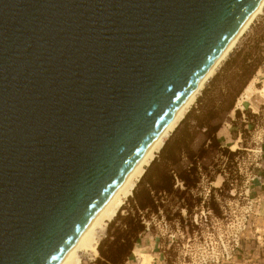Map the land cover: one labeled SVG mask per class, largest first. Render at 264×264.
Segmentation results:
<instances>
[{"label":"water","instance_id":"obj_1","mask_svg":"<svg viewBox=\"0 0 264 264\" xmlns=\"http://www.w3.org/2000/svg\"><path fill=\"white\" fill-rule=\"evenodd\" d=\"M263 0H0V264H60Z\"/></svg>","mask_w":264,"mask_h":264},{"label":"rangeland","instance_id":"obj_2","mask_svg":"<svg viewBox=\"0 0 264 264\" xmlns=\"http://www.w3.org/2000/svg\"><path fill=\"white\" fill-rule=\"evenodd\" d=\"M263 15L257 18L248 32L241 38L229 59L234 57L235 62L241 63L246 55L252 54L253 59L263 58L264 60V51L262 50L264 45H261L264 43L262 40L264 37ZM259 41L261 44L257 49L256 43ZM226 62L218 70L217 74L219 73L220 77L216 82L213 85L210 84L217 74L207 84L206 88L210 86V91L204 94L206 88L204 89L197 103L188 113L187 117L190 115L189 118L186 117V122L183 121L184 125L182 126V123L178 128L179 131L177 130L167 141L165 145L166 148L168 144L167 152L176 147L177 143L182 140L187 131L184 128L196 127L194 120L195 117L202 114V109L211 106L219 107L221 102L227 101L233 96L232 92L228 93V91H231L229 88L234 89L239 86L242 80L237 79L236 75H241L235 67H229L222 74L221 69ZM254 78L257 79L256 87L263 88L264 61ZM263 103L264 98L256 95L251 102L243 103L242 107H238L241 112L240 120L235 117V111L239 110L236 108L237 103L234 112L230 116H223L224 128L217 135V139L221 149L229 148L231 152L233 151L230 147L233 144L238 145L237 151H241V155L234 162L224 158L213 138L208 136V139H210L208 145L212 143L214 148L208 149V146L206 147L208 155L204 164L208 166L210 172L222 169L229 180L228 187L222 189L221 193H216L214 201L212 200L213 205L219 207L222 215L221 220L216 218L212 211L207 212L205 209L195 210L191 217L183 211L181 214L186 222L183 225L176 224L171 229L164 227L163 219L162 222H159L154 218L152 231L140 240V247L144 250L138 247L140 251L153 257L154 264H264V177H261L262 180L259 181L263 156L261 149L264 146ZM249 111L251 117H248L246 113ZM230 121L236 122L239 126L246 125L243 129L246 132L243 134L240 127L233 126ZM206 140L204 131L196 129L195 138L189 147L196 151ZM161 154L162 152L155 160V162H158L152 172L162 165L163 158ZM190 169V163L185 155L180 157L177 166L170 168V170L184 171L186 177L194 173ZM198 172L200 173L202 170H198ZM215 180L211 185L204 180L195 195L208 203L210 201V188L221 189L224 178L218 176ZM176 184V188L184 190L179 181ZM134 195L126 202L123 211L119 215L124 216L127 214L131 207L130 202L134 200ZM162 200L165 205H173L174 201L181 202L177 196H163ZM169 210L171 214L168 215L172 218L177 210L175 207ZM191 221L193 224H191ZM196 223L198 227H196ZM193 225L194 227H192ZM187 226L190 228L186 229ZM107 235L106 232L102 241L107 238ZM237 240L239 241L238 246L235 245ZM95 261H87L85 264H92ZM128 264H138L133 254Z\"/></svg>","mask_w":264,"mask_h":264},{"label":"trees","instance_id":"obj_3","mask_svg":"<svg viewBox=\"0 0 264 264\" xmlns=\"http://www.w3.org/2000/svg\"><path fill=\"white\" fill-rule=\"evenodd\" d=\"M262 40L264 41V37ZM260 44V41L256 43L257 49H259ZM233 58L234 57L230 58L221 69V73L223 74L229 67H235L241 75H236L237 79L242 80L239 86L234 89H231L232 87L229 88L231 91H228V93L232 92L233 96L229 100L221 102L219 107L211 106L210 108L202 109V114L200 113V116L195 117L194 121L196 122V127H191L190 129L183 127L187 131L183 135L182 140L177 143L176 147L170 149L168 152V144L166 148L164 147L161 154L163 158L162 165L152 172L153 168L157 165L158 161H156L146 172L139 187L134 191V200L130 202V209L126 215H119L116 220L110 224L107 231V238L103 240L99 246L100 257L92 264H127L132 257L136 244L140 242L143 236L148 235L152 231L154 227V218L159 222L163 219L170 229L176 224L183 225L186 222L181 214L183 211L186 212L187 216L191 217L195 210L205 209L207 212L212 211L216 218L221 220L222 215L219 211V207L213 205L212 200L214 201L216 193H221L222 189L228 187L229 180L225 171L222 169L210 172L208 171V166L204 164L208 155L206 147L208 146V149L214 148L212 143L208 145L210 141L208 136L213 138V141L218 145V149L228 161L234 162L236 158L241 155V151L231 152L229 148L221 149L217 135L224 128L223 116H230L234 112L237 100L248 86V83L256 76L258 69L264 61L263 58L253 59L252 54L246 55L241 63L235 62L236 60ZM219 77L220 74L218 73L210 84L213 85ZM209 88L210 86L205 89L204 94L210 91ZM246 113L248 117L252 116L250 111ZM235 117L237 120L241 119L240 110L235 111ZM230 122L233 126L240 127L243 134L246 132L243 131L246 125L239 126L236 122ZM196 129H202L207 140L198 150L194 151L189 146L195 138ZM243 146L246 148L245 145ZM183 155L186 156L190 163V171L194 172L189 177L184 176V171L170 170L171 167H175L179 164V159ZM198 170H202V172L199 173ZM218 176L224 178L222 188H210V201L208 203L195 195V192L199 190L204 180L211 185L216 181L215 179ZM177 181L183 185L184 190L176 188ZM163 196H177L181 202L177 203L174 201L173 205H165L162 200ZM173 207H175L177 211L172 215V218H170V215H168L171 214L169 209ZM148 224L149 231H147ZM191 224H193L192 221ZM192 227H194V225ZM196 227L198 226L196 225ZM189 228V226L186 227V229Z\"/></svg>","mask_w":264,"mask_h":264},{"label":"bare ground","instance_id":"obj_4","mask_svg":"<svg viewBox=\"0 0 264 264\" xmlns=\"http://www.w3.org/2000/svg\"><path fill=\"white\" fill-rule=\"evenodd\" d=\"M263 14L264 0L60 264H85L87 261H95L100 257L99 246L109 225L123 211L126 202L133 197L135 189L144 178L147 170L162 152L167 141L186 119L188 113L197 103L207 84L215 77L221 66L229 59L241 38L248 32L257 18ZM256 83L257 79L254 78L245 88L244 92L238 99L236 106L237 109H239L238 107H242L243 103L251 102L256 95L264 98V87L257 88ZM230 148L233 152H236L238 150V145L233 144ZM133 256L137 259L138 264H154L153 257L148 253L146 254L140 251L138 247L134 249Z\"/></svg>","mask_w":264,"mask_h":264},{"label":"crops","instance_id":"obj_5","mask_svg":"<svg viewBox=\"0 0 264 264\" xmlns=\"http://www.w3.org/2000/svg\"><path fill=\"white\" fill-rule=\"evenodd\" d=\"M261 45H264V43L261 44ZM262 50L264 51V49H262ZM253 58H254V57H253ZM263 104H264V103H263ZM261 151H262L263 156H262V161H261L262 171H261L260 177H264V146L262 147ZM136 247H140V242H138V243L136 244L135 248H136ZM140 249L144 250V249L141 248V247H140ZM127 264H128V263H127Z\"/></svg>","mask_w":264,"mask_h":264},{"label":"built area","instance_id":"obj_6","mask_svg":"<svg viewBox=\"0 0 264 264\" xmlns=\"http://www.w3.org/2000/svg\"><path fill=\"white\" fill-rule=\"evenodd\" d=\"M263 17H264V15H263ZM261 180H262V178L260 177V178H259V181H261ZM162 221H163V220H162ZM162 221H161V222H162ZM162 223H164V227H165V228H169L168 224H167L165 221H163ZM196 225L198 226L197 223H196ZM147 231H149V224H148V229H147ZM235 245H236V246L239 245V241H238V240L235 241Z\"/></svg>","mask_w":264,"mask_h":264}]
</instances>
